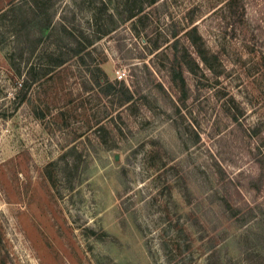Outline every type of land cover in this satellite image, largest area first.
Returning <instances> with one entry per match:
<instances>
[{
    "label": "rangeland",
    "instance_id": "rangeland-1",
    "mask_svg": "<svg viewBox=\"0 0 264 264\" xmlns=\"http://www.w3.org/2000/svg\"><path fill=\"white\" fill-rule=\"evenodd\" d=\"M35 1L0 0V264H264V0Z\"/></svg>",
    "mask_w": 264,
    "mask_h": 264
},
{
    "label": "trees",
    "instance_id": "trees-1",
    "mask_svg": "<svg viewBox=\"0 0 264 264\" xmlns=\"http://www.w3.org/2000/svg\"><path fill=\"white\" fill-rule=\"evenodd\" d=\"M153 0H150V1H148V2H152ZM36 2V3H35ZM34 3H33V5L32 4H30V6H31V12L32 13H30L32 16H31V18H32V20L30 21V24H32L33 26H37V24L40 22L39 20H41V19H46L47 17H50L51 18V15H52V13H53V9H54V7H53V4H51V3H47L46 2V0H36ZM52 2H55V1H52ZM49 5V6H48ZM144 5L145 4H143V5H140V7H138L137 9H136V12H134V13H130L129 15H128V18H131L132 16H134L137 12H140V11H142L143 10V7H144ZM52 6V7H51ZM26 10H28V9H26ZM48 10H50V12L48 13V14H46V12L48 11ZM48 21H47V19H46V22H43V23H41L40 25H39V27H38V31L39 32H41L42 30H44V27L45 26H47L48 25ZM27 25H29V24H27V23H25V22H23L22 24H21V26L20 27H26ZM193 30H195V25H193ZM173 34V37H175L176 36V33L175 32H173L172 33ZM22 35H21V31L17 34V36H16V39H15V41H16V48L19 50V52H21V54H20V59H22L23 58V56L25 55V54H27V48H28V40H27V38H22L21 37ZM65 39V37H63V40ZM62 40V41H63ZM61 41V42H62ZM91 40H88V43L89 44H91V42H90ZM177 42H178V39L177 38H175L173 41H172V44L173 45H176L177 44ZM63 46H66V48H68V49H71L72 50V53H73V55H77L80 59H81V61H83V59H82V55L80 54L81 52H82V50L85 48V43H84V45L81 43V42H79V41H77L75 44L73 43V41H69V43L68 42H65V43H60V44H58V47L59 48H62ZM142 56V55H141ZM63 61V59H60V60H58L56 63H61ZM16 68L17 67H15V70H16ZM98 70H99V68H98ZM17 73L18 74H20L21 75V72H19V71H17ZM37 73H36V71L35 70H32V68L30 67V68H28L27 69V71L22 75V77H21V85H20V89H24L25 87H27V83L29 82V81H33L34 80V78H35V75H36ZM103 74V85L101 86L102 87V92L103 93H106V94H108V93H110V92H112V91H116L117 92V89H116V84H117V82L116 81H109L108 79H107V77L105 76V74L104 73H102ZM94 83L96 84V85H99L100 86V84H101V82H100V80L99 79H95V81H94ZM100 87V88H101ZM20 89H19V91H20ZM118 91H120L119 89H118ZM122 94H124L123 96H124V100L125 101H130V100H132V94H131V92L128 90V89H123L122 91ZM65 163H69V160H67L66 159V161H64Z\"/></svg>",
    "mask_w": 264,
    "mask_h": 264
},
{
    "label": "built area",
    "instance_id": "built-area-1",
    "mask_svg": "<svg viewBox=\"0 0 264 264\" xmlns=\"http://www.w3.org/2000/svg\"><path fill=\"white\" fill-rule=\"evenodd\" d=\"M117 76H118V78H122L123 74L122 73H118Z\"/></svg>",
    "mask_w": 264,
    "mask_h": 264
}]
</instances>
